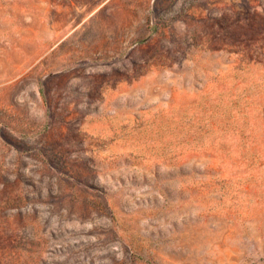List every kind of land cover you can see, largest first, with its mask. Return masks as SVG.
<instances>
[{
  "label": "rangeland",
  "instance_id": "obj_1",
  "mask_svg": "<svg viewBox=\"0 0 264 264\" xmlns=\"http://www.w3.org/2000/svg\"><path fill=\"white\" fill-rule=\"evenodd\" d=\"M0 264H264V0H0Z\"/></svg>",
  "mask_w": 264,
  "mask_h": 264
}]
</instances>
